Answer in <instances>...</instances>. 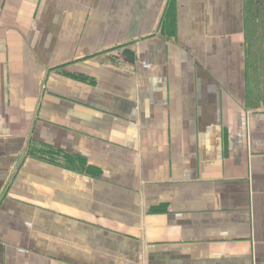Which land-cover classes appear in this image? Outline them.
Instances as JSON below:
<instances>
[{
	"label": "crops",
	"instance_id": "0c3cea01",
	"mask_svg": "<svg viewBox=\"0 0 264 264\" xmlns=\"http://www.w3.org/2000/svg\"><path fill=\"white\" fill-rule=\"evenodd\" d=\"M247 3L0 0V264H264Z\"/></svg>",
	"mask_w": 264,
	"mask_h": 264
},
{
	"label": "trees",
	"instance_id": "16d2710c",
	"mask_svg": "<svg viewBox=\"0 0 264 264\" xmlns=\"http://www.w3.org/2000/svg\"><path fill=\"white\" fill-rule=\"evenodd\" d=\"M255 20H259V24H254V54L264 55V18H261V15H256ZM247 34V33H246ZM246 45H248V38H246ZM247 49V54L249 55V49ZM128 60H132L131 56H127ZM39 153L42 155L41 158H46L48 160H57V154L53 150L38 149ZM67 161L66 165L74 166V162L70 156L64 157ZM83 164V162H80ZM78 164V162H77Z\"/></svg>",
	"mask_w": 264,
	"mask_h": 264
},
{
	"label": "rangeland",
	"instance_id": "374dc122",
	"mask_svg": "<svg viewBox=\"0 0 264 264\" xmlns=\"http://www.w3.org/2000/svg\"><path fill=\"white\" fill-rule=\"evenodd\" d=\"M259 1L262 2V7L256 5L254 8V2H256V0H247L249 4L247 3L248 23L246 24V38H248V45H246V48L249 49L248 59L250 58L251 61H249L251 63L254 60V10H256L261 15V17L264 18V0ZM251 79L252 78H250V80Z\"/></svg>",
	"mask_w": 264,
	"mask_h": 264
}]
</instances>
